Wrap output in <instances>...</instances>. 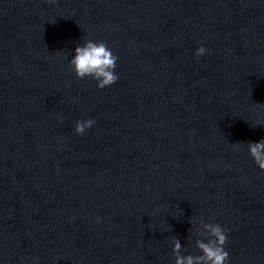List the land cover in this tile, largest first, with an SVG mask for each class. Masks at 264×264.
<instances>
[{
    "label": "water",
    "instance_id": "95a60500",
    "mask_svg": "<svg viewBox=\"0 0 264 264\" xmlns=\"http://www.w3.org/2000/svg\"><path fill=\"white\" fill-rule=\"evenodd\" d=\"M82 37L112 86L69 68ZM261 138L264 0H0V264H175L190 219L264 264V171L233 145Z\"/></svg>",
    "mask_w": 264,
    "mask_h": 264
},
{
    "label": "clouds",
    "instance_id": "9594fccd",
    "mask_svg": "<svg viewBox=\"0 0 264 264\" xmlns=\"http://www.w3.org/2000/svg\"><path fill=\"white\" fill-rule=\"evenodd\" d=\"M206 48L199 46L194 56L200 57L206 54ZM119 57L113 52L107 43L101 40L84 39L71 51V59L68 66L79 80L92 79L98 89L115 84L119 75L116 72ZM59 119L63 120L62 116ZM96 121L92 118L77 120L75 132L83 135L86 130L93 127ZM246 144L249 156L254 164L264 171V138L247 143L237 142L233 145ZM192 230L194 228L195 247L199 250L198 255L182 254V245L178 237L172 238V251L175 256V264H230L229 252L225 249L228 242L227 230L219 223H205L202 220L196 226V222L190 219ZM171 228V227H170ZM168 228L161 232L167 231ZM191 239V237H188ZM186 251V249H185Z\"/></svg>",
    "mask_w": 264,
    "mask_h": 264
}]
</instances>
